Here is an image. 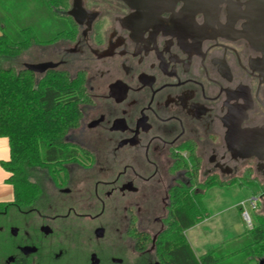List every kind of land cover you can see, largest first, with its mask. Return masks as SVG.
Returning <instances> with one entry per match:
<instances>
[{"label":"flooded vegetation","instance_id":"af4514ba","mask_svg":"<svg viewBox=\"0 0 264 264\" xmlns=\"http://www.w3.org/2000/svg\"><path fill=\"white\" fill-rule=\"evenodd\" d=\"M29 33L27 64L84 79L87 156L0 207V264L159 263L179 191L264 216V0H31Z\"/></svg>","mask_w":264,"mask_h":264},{"label":"trees","instance_id":"16d2710c","mask_svg":"<svg viewBox=\"0 0 264 264\" xmlns=\"http://www.w3.org/2000/svg\"><path fill=\"white\" fill-rule=\"evenodd\" d=\"M9 1V6L4 4ZM30 2L0 0V7L4 8V13L0 12V58L18 57L33 42L29 33ZM38 15L52 18L46 10ZM7 26L12 33L5 31ZM57 39L50 37L48 42ZM84 91L83 77H71L66 71L50 70L37 76L25 68L0 67V138H6L9 146V157L0 161V167L6 173L4 182L13 190L12 201L0 202V207L12 203L30 204L39 196L41 187L29 179V169L53 172V167L87 156L65 140L68 133L80 125L81 105L87 102ZM172 200L168 227L157 241L160 264H220L223 258L232 255L218 256L223 249L219 248L196 256L185 231L209 216L205 199L183 196L179 191ZM246 239L247 243L235 253L252 249L257 264H264V216L255 215L254 227ZM148 244L147 240L141 249Z\"/></svg>","mask_w":264,"mask_h":264},{"label":"rangeland","instance_id":"374dc122","mask_svg":"<svg viewBox=\"0 0 264 264\" xmlns=\"http://www.w3.org/2000/svg\"><path fill=\"white\" fill-rule=\"evenodd\" d=\"M4 4L9 6L10 1L5 2ZM1 5H3V3ZM0 12L4 13L3 6L0 7ZM5 31L9 34L12 33L9 26H7ZM32 58L33 53L29 52L27 49L18 57L0 58V67H14L16 69H21ZM70 71L73 72L74 70ZM87 108V105L81 106V109H83L85 112ZM65 140L78 142L80 144L86 143V141H88L86 135L83 132L81 133L75 130H71L66 136ZM47 170L48 169H29L28 177L31 181H35L40 184L44 191L46 190L49 192V182L44 176L45 171ZM49 194L51 196V193ZM249 199V195H247L245 192L232 190L229 187H223L221 190L212 191L205 199L207 211L211 220L208 224H206V226L212 234L215 233V236H212L214 240L212 241L211 239H208L207 242H209V244H213V242L216 241L215 239L218 238H224V240L231 241L235 238L241 237L237 241H231L229 244H227V246L223 247L219 253H217L218 256H221V254L232 253L230 257L223 258V261L220 264H257V259L253 258L254 251L252 249L241 253H235L237 249H240L244 244L247 243L246 237L249 233L242 218L241 211L248 210L253 224L255 223L256 210L251 208ZM242 202L244 205L240 207V209H237V206H240ZM259 205L260 204L257 203V206ZM261 208V211H264V202ZM258 213L259 212H257V214ZM161 215H164V211H162ZM185 236L187 237V234ZM149 257H151V259L155 258L153 254H151ZM159 257L160 256L155 258L158 262H160ZM261 258L263 257H260V259Z\"/></svg>","mask_w":264,"mask_h":264},{"label":"crops","instance_id":"0c3cea01","mask_svg":"<svg viewBox=\"0 0 264 264\" xmlns=\"http://www.w3.org/2000/svg\"><path fill=\"white\" fill-rule=\"evenodd\" d=\"M8 157H9L8 140L6 138H0V161L6 160L8 159ZM5 178H6V173L0 167V202H9L12 201L13 199L12 187L4 182ZM210 221H211L210 216H208L203 221L197 223L195 226L185 231V235L187 234V237L185 236L186 240L196 256H201L206 252H208L209 250L223 248L227 246V244H229L231 241H237L238 239L241 238V237L235 238L234 240L231 241L224 240V238H218L215 239L216 241H214L213 244H209L207 240L211 239L213 241L214 238H212V236H215V233L212 234L206 226V224H208Z\"/></svg>","mask_w":264,"mask_h":264},{"label":"water","instance_id":"95a60500","mask_svg":"<svg viewBox=\"0 0 264 264\" xmlns=\"http://www.w3.org/2000/svg\"><path fill=\"white\" fill-rule=\"evenodd\" d=\"M55 64L52 63H39V64H25L23 68L33 71L36 73H43L49 69L55 68ZM153 264H159V263H153Z\"/></svg>","mask_w":264,"mask_h":264},{"label":"built area","instance_id":"2783aa9c","mask_svg":"<svg viewBox=\"0 0 264 264\" xmlns=\"http://www.w3.org/2000/svg\"><path fill=\"white\" fill-rule=\"evenodd\" d=\"M249 203H250L251 208L254 209L255 208V200L250 198ZM243 205H244V203L242 202L240 204V207H242ZM241 213H242V218L246 224L248 231H251L254 227V224L252 222V219H251V216H250L248 210H243V211H241Z\"/></svg>","mask_w":264,"mask_h":264}]
</instances>
